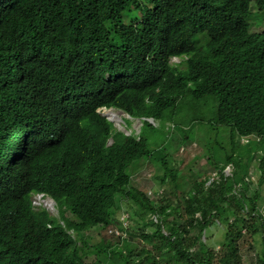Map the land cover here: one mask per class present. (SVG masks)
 Listing matches in <instances>:
<instances>
[{
  "label": "trees",
  "instance_id": "1",
  "mask_svg": "<svg viewBox=\"0 0 264 264\" xmlns=\"http://www.w3.org/2000/svg\"><path fill=\"white\" fill-rule=\"evenodd\" d=\"M251 4L264 12V0H0V264H85V233L121 227L120 197L150 216L153 231L139 235L150 249L120 247L125 239L111 234L106 257L242 264L247 251L250 264H264V31L250 32ZM186 97L216 101L229 146L222 159L208 156L212 181L198 176L175 203L163 190L153 201L130 185L131 170L157 158L159 184L174 180L156 157L163 140L155 148L142 129L124 134L96 110L161 123ZM234 133L254 138L237 145ZM34 193L50 197L58 217L33 210Z\"/></svg>",
  "mask_w": 264,
  "mask_h": 264
},
{
  "label": "rangeland",
  "instance_id": "2",
  "mask_svg": "<svg viewBox=\"0 0 264 264\" xmlns=\"http://www.w3.org/2000/svg\"><path fill=\"white\" fill-rule=\"evenodd\" d=\"M251 14L249 13L247 19L250 23V32L259 33L264 30V12L256 11L253 4L250 5ZM139 16V14H136ZM170 62H179V59H171ZM212 98H205L199 101H195L190 97L184 98L174 114L169 119L171 123L175 125L172 130H166V123L161 122L158 126L156 121H152L150 127L142 128V122L140 119H132L131 127L124 128L121 131H125L128 134L130 131L133 134H138L142 129L143 135H151L150 140L154 142L152 146L158 148L159 156H165L167 162L170 164L171 169L177 171V176L174 180L167 178L165 184H159V179L164 178V167L160 165V161L157 158L141 161L137 163L135 168L131 170L130 185L142 192H145L150 199L153 201L151 194L159 190H163L165 197L172 200L174 203L177 199L181 198L190 188L191 184L195 181L198 176L201 178L207 177L209 182L214 178L215 171L209 164H207V149L211 148V156L217 159H222V148L225 146L226 134L228 129L224 131H216L215 126H218L213 121L209 124L208 120L215 117L216 112V101L211 103ZM208 102V103H207ZM107 111V110H106ZM106 111L101 110V114L106 116ZM115 113L116 118L112 119L111 122L116 126L117 118L121 115L115 110H111ZM107 117V116H106ZM117 127V126H116ZM233 141L239 145L238 137L233 134ZM221 146V147H220ZM257 162L255 160L250 164L249 178L252 184L257 185L259 175L257 171ZM228 168V167H226ZM225 168V169H226ZM229 171V170H228ZM264 184H262V189ZM120 209L115 213L116 221L126 219L123 222L124 227L127 228V232L130 234L128 238H124V242L120 244V247L125 246L126 248H132L133 251L138 252L140 248L150 249V245H147L143 239L139 237L142 232L153 231V228L146 224V221L150 216H142L138 208L133 205L130 201L120 197L119 199ZM173 203V204H174ZM49 213L53 216L58 217L57 211H50ZM264 214V205L260 209ZM121 212H124L120 215ZM120 216V217H119ZM68 223L73 222L75 218L66 214ZM179 222V221H178ZM63 226L66 225V221H61ZM70 225V224H68ZM71 233V230L68 229ZM223 226L218 225L210 228L212 234V241L220 240L222 237ZM195 230L190 231L189 237H193ZM85 243L81 244V253L84 254L85 264H122V261L114 254L109 257L104 255V251L101 250L104 246V242L107 245H115L116 240L110 238L107 235V230L102 227H95L85 233ZM75 237V235L73 236ZM218 250V247L215 246ZM245 250V248H242ZM94 252L96 256L93 255ZM243 262L242 264H250L249 252H242ZM253 258V257H252Z\"/></svg>",
  "mask_w": 264,
  "mask_h": 264
},
{
  "label": "clouds",
  "instance_id": "3",
  "mask_svg": "<svg viewBox=\"0 0 264 264\" xmlns=\"http://www.w3.org/2000/svg\"><path fill=\"white\" fill-rule=\"evenodd\" d=\"M253 7H254V5H253ZM264 31V30H263ZM260 33V32H259ZM173 59H177V58H173ZM101 110H104V111H111V110H115V111H117L118 113H121V115L119 116V118H117V123H116V126H117V129L119 130V131H121V130H123L124 128H127L126 127V123L124 122V119L123 118H127V119H130V121L133 119V118H130L129 117V115H127L125 112H123V111H121V110H119V109H113V108H108V109H106V108H98L97 110H96V112L97 113H99L102 117H104L106 120H108V121H112V120H110L108 117H106L104 114L102 115L100 112H101ZM215 118H216V115H215V117L214 118H210L209 120H208V122H209V124H211V121H213L215 124H217L216 122H215ZM137 119H139V118H135V120H137ZM141 120V122H142V120L144 121H147V122H149L150 124H153L152 123V121H156V120H154V119H152V118H144V119H140ZM165 122H167L166 123V130H172V129H174L175 128V125L173 124V123H171L170 122V120H167V121H165ZM113 123V122H112ZM114 124V123H113ZM158 124H159V122L158 121H156V124H153V125H156V126H158ZM218 125V124H217ZM122 128V129H121ZM121 129V130H120ZM225 129H228V133L226 134V140H225V146H229L228 145V142H229V136H230V134H231V131H230V128L229 127H223V126H220V125H218V126H215V130L216 131H224ZM124 134H126L125 133V131H122ZM253 136V135H252ZM252 136H242V137H240V138H238V143H239V145H245V144H247L250 140H252V139H250ZM110 143H111V141H109ZM224 146V147H225ZM221 147V146H220ZM224 147L222 148V155H223V153H224ZM206 150H207V156H209V155H211V148H209V149H207V148H205ZM214 159H217V158H215V157H213ZM208 159V158H207ZM226 167H228V168H226ZM225 168L226 169H224V173H225V175H228L229 173H230V170H231V168L229 167V166H226ZM229 170V171H228ZM214 178H215V173H214ZM212 180H213V178H212ZM162 190H159V193L161 192ZM156 193L157 194H159L157 191H156ZM147 196H149V195H147ZM151 196H152V198L154 197V195H153V193L151 194ZM48 201H50L52 204H50V205H47V202ZM30 202H31V206H32V209L33 210H37V209H45L48 213H49V211L48 210H50V211H54V210H56V208H55V203H54V201L50 198V197H48V196H46V195H44V194H42V193H34V194H32L31 196H30ZM50 214V213H49ZM58 214V213H57ZM123 213H120V215H122ZM51 215V214H50ZM51 216H53V215H51ZM53 217H56V216H53ZM120 217V216H119ZM124 221H126V219H121L120 218V225H121V227L120 228H116V227H108L106 230H107V235L109 236V235H111V234H113L115 237H120L121 239L122 238H125L126 236H127V234L125 233V230H127V228L126 227H124V225H123V222ZM115 232H118V235L115 233ZM72 236H74V234H73V232L71 231V233H70Z\"/></svg>",
  "mask_w": 264,
  "mask_h": 264
},
{
  "label": "bare ground",
  "instance_id": "4",
  "mask_svg": "<svg viewBox=\"0 0 264 264\" xmlns=\"http://www.w3.org/2000/svg\"><path fill=\"white\" fill-rule=\"evenodd\" d=\"M106 116L110 119V120H112V119H115L116 118V115H115V113L113 112V111H106ZM50 204H52L50 201H48L47 202V205H50Z\"/></svg>",
  "mask_w": 264,
  "mask_h": 264
},
{
  "label": "built area",
  "instance_id": "5",
  "mask_svg": "<svg viewBox=\"0 0 264 264\" xmlns=\"http://www.w3.org/2000/svg\"><path fill=\"white\" fill-rule=\"evenodd\" d=\"M118 235V232H115Z\"/></svg>",
  "mask_w": 264,
  "mask_h": 264
}]
</instances>
